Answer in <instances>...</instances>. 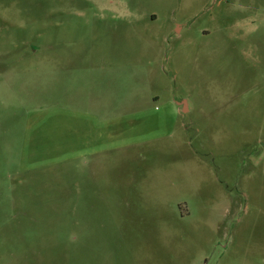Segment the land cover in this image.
Segmentation results:
<instances>
[{"label": "rangeland", "instance_id": "obj_1", "mask_svg": "<svg viewBox=\"0 0 264 264\" xmlns=\"http://www.w3.org/2000/svg\"><path fill=\"white\" fill-rule=\"evenodd\" d=\"M0 264H264V0H0Z\"/></svg>", "mask_w": 264, "mask_h": 264}, {"label": "water", "instance_id": "obj_2", "mask_svg": "<svg viewBox=\"0 0 264 264\" xmlns=\"http://www.w3.org/2000/svg\"><path fill=\"white\" fill-rule=\"evenodd\" d=\"M185 103H186V102H184V103H181V104L185 106ZM185 107H186V106H185Z\"/></svg>", "mask_w": 264, "mask_h": 264}]
</instances>
